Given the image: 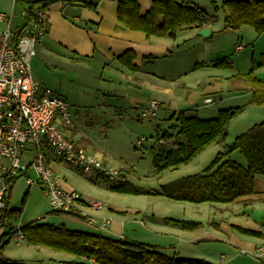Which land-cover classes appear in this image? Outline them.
<instances>
[{
	"label": "crops",
	"instance_id": "obj_1",
	"mask_svg": "<svg viewBox=\"0 0 264 264\" xmlns=\"http://www.w3.org/2000/svg\"><path fill=\"white\" fill-rule=\"evenodd\" d=\"M43 1H53L46 8L50 21L46 26V38L31 62V72L39 84L53 88L59 95L65 93L61 96L67 102L71 97H77V100L86 97L94 103L103 96L107 100L106 108L109 107L108 102L116 101L126 105L131 102L130 106L139 109L148 108L152 100H158L172 120L178 113L193 117H199V113L219 114L222 108L209 109L210 105L227 103L230 95L246 92L252 100L250 88L239 78L251 70L245 73L241 69L236 70V62L229 56L231 47L238 54L247 49L240 42L245 27L240 31L226 27L225 14L221 9L225 0H177L206 11L215 21L202 29H184L172 39L150 38L128 29L118 19V0H100L95 10L75 4L73 0ZM153 1L137 0L143 15L152 9ZM29 9L16 0H0V15L6 16L4 21L0 20V33L20 32L26 23L24 13ZM39 9L41 7L37 6L33 11ZM207 28L211 31L210 37H200V32ZM239 46L244 49L237 52ZM127 53L136 55L134 64L139 68L138 72L121 65L120 58ZM221 61L224 66L216 67V63ZM260 71L264 76V68L257 71L259 79ZM226 78H232L230 95L220 86ZM76 132L73 123L69 135ZM63 187L68 190L64 184ZM211 206L219 220L213 227L192 222L190 224L199 225L198 229L187 231L166 222L171 226L168 233L172 240L170 247L176 251L175 254L184 255L186 258L183 259H195L202 245L215 243L223 244L226 253L221 254L218 260L211 256L199 259L211 264H264L256 257L257 249L264 244V178H256L254 195L232 204ZM108 212L104 215L103 212L97 213L95 217L101 220L108 217ZM125 227L123 221L115 219L107 231L120 237ZM5 233L6 229H0V238Z\"/></svg>",
	"mask_w": 264,
	"mask_h": 264
},
{
	"label": "rangeland",
	"instance_id": "obj_2",
	"mask_svg": "<svg viewBox=\"0 0 264 264\" xmlns=\"http://www.w3.org/2000/svg\"><path fill=\"white\" fill-rule=\"evenodd\" d=\"M242 38L240 42L246 45L247 49L238 54L231 47L229 56L237 64L235 69L238 71L241 69V72L245 73L261 61L264 52V35H258L251 27H245ZM261 72L259 76L261 75L260 78L264 79ZM256 76H258L257 71ZM231 80L232 78H226L220 85L227 95L233 91ZM60 94L65 96V93ZM79 99L77 100V97L69 99L73 107V123L77 129V132L70 136L88 153L107 157L108 165L121 170L126 181L143 193L140 195L120 194L111 190L114 183L106 179L96 176L84 178L75 168L59 163H53L52 168L58 173L68 190L76 191L85 199L98 200L108 205L107 209L101 212L102 215L111 209L114 215L109 211L107 216L113 221L116 219L126 224L123 233L120 237L115 236L107 230L101 231L84 222L72 220L67 215L55 213L42 187H31L28 184L27 177H33V171H28L26 176L20 177L11 187L9 211L17 212V217L12 220V226L19 229L35 222L38 225L64 227L70 231L103 235L117 240L123 239L128 243L156 247L170 258H186L184 255H176V251L171 249L172 240L168 233L171 226L166 222L172 220L186 223L201 222L207 227H213L214 224L219 223L215 209L210 204L192 205L169 200L156 194L160 193L165 185L203 173L219 154L226 153L233 147L238 137L246 134L254 126L263 124L264 105L253 104L246 92L228 96L229 102L227 103L211 104L209 109L215 110L217 108H222L221 110L242 108V112L230 122L227 139L209 147L190 164L159 174L154 164L155 157L162 150H174L178 144L186 141L185 136L179 134L180 126L176 121L170 120V116L162 109L158 118L151 119L143 118V113L148 108L136 109L130 106L131 102L126 105L110 101L108 102L109 107L106 108L104 104L107 100L103 96L94 103L86 97H79ZM199 114L200 119H214L218 116V113L215 115ZM141 139L147 141L140 147L137 142ZM161 139L167 141L168 144L162 145L159 142ZM35 157V151L26 153L23 165L27 166ZM229 159L243 167L247 166L245 158L238 151L231 153ZM199 249L201 252L198 257H194L195 260H202L199 259L202 256H211L213 260H218L221 254L226 253L223 244H204ZM0 258L21 264H62V262L73 259L66 254L36 248L27 242L17 245L13 240L7 244L4 251H0ZM190 258L192 257H188L187 260Z\"/></svg>",
	"mask_w": 264,
	"mask_h": 264
},
{
	"label": "trees",
	"instance_id": "obj_3",
	"mask_svg": "<svg viewBox=\"0 0 264 264\" xmlns=\"http://www.w3.org/2000/svg\"><path fill=\"white\" fill-rule=\"evenodd\" d=\"M118 1L119 21L131 31L143 33L150 38L172 39L184 29H202L215 21L206 11L177 0H154L152 9L146 15L142 14L137 0ZM72 2L95 10L100 0ZM16 3L29 6L31 12L37 6L46 9L53 1L16 0ZM221 9L225 14L228 29L240 31L244 27H251L258 35H264V0H225L221 3ZM135 59L134 53H127L120 58V63L130 71L138 72L139 68L134 64ZM221 66H224L223 61L216 63V67ZM261 68H264V53L260 63H256L249 73L239 76L250 88L252 103L256 105H264V79L256 76V71ZM241 112L240 108L221 110L214 119H200L185 113L175 114L172 120L179 124V134L184 135L186 141L178 144L174 150H162L155 157L154 164L158 173L188 165L212 145L226 140L230 122ZM235 151L245 158L246 167L229 159L230 154ZM258 177L264 178V123L254 126L238 137L233 147L228 152L219 154L203 173L165 185L156 195L192 205L232 204L256 193ZM111 190L120 194L143 193L129 182L111 186ZM16 217L17 212L14 211H6L0 215V229L9 230L0 238V251H4L13 235L21 231L29 245L73 258L62 264H211L204 260L170 258L156 247L128 243L123 239L117 240L103 235L70 231L64 227L38 225L34 222L15 229L12 220ZM171 222L187 231H194L199 227L186 222ZM0 264L21 263L0 258Z\"/></svg>",
	"mask_w": 264,
	"mask_h": 264
},
{
	"label": "built area",
	"instance_id": "obj_4",
	"mask_svg": "<svg viewBox=\"0 0 264 264\" xmlns=\"http://www.w3.org/2000/svg\"><path fill=\"white\" fill-rule=\"evenodd\" d=\"M5 18L0 15L1 21ZM24 18L26 23L20 32L0 33V215L9 211L13 184L33 171L34 176L27 177L28 184L42 187L56 213L101 231L108 230L113 219L95 217L105 211L107 205L64 189L52 164L70 166L84 178L96 176L114 185L126 183V177L121 170L108 165L107 157L88 153L69 135L73 125L72 105L57 92L36 82L31 72L37 48L46 38L50 15L47 9H39L24 13ZM243 49L239 46L236 51ZM161 109L162 103L152 100L143 118L156 119ZM146 141L141 139L137 145L141 147ZM159 142L168 144L164 139ZM32 151L36 157L24 166L25 154ZM12 240L17 245L27 242L21 231L15 233ZM256 257L264 261V244L257 249Z\"/></svg>",
	"mask_w": 264,
	"mask_h": 264
},
{
	"label": "water",
	"instance_id": "obj_5",
	"mask_svg": "<svg viewBox=\"0 0 264 264\" xmlns=\"http://www.w3.org/2000/svg\"><path fill=\"white\" fill-rule=\"evenodd\" d=\"M210 29H203L201 32H200V37H204V38H208L210 37Z\"/></svg>",
	"mask_w": 264,
	"mask_h": 264
}]
</instances>
